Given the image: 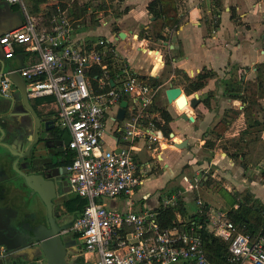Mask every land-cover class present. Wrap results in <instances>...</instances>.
<instances>
[{
    "label": "crops",
    "instance_id": "crops-1",
    "mask_svg": "<svg viewBox=\"0 0 264 264\" xmlns=\"http://www.w3.org/2000/svg\"><path fill=\"white\" fill-rule=\"evenodd\" d=\"M155 1L159 5L151 11L150 5ZM21 2L20 8L0 0V36L20 26L25 21V12L29 14L37 3ZM111 3L108 11L97 10L93 23L85 24L89 35L82 33L84 22L80 15L76 17L74 41L82 44L93 40L92 36L106 39L114 46L118 58L140 78L156 84L154 107L160 123L165 125L162 111L173 118L169 124L171 133L168 136L163 133L160 144L138 143L137 160L145 168V184L131 200L121 198L113 205L121 211L156 210L164 198L185 189L189 195H182L180 201L185 217L194 221L210 208L230 212L241 205L251 206L254 201L264 206V0H111ZM55 5L63 6L62 0H46L39 8L47 11ZM171 13H176V18ZM149 53L160 54V60ZM0 57H3L1 46ZM32 61L19 48L16 56L6 63L11 71ZM197 83L203 86L196 89ZM170 86L181 88L189 101L198 94L201 104L196 109L190 105L184 111L178 109L175 101L167 100ZM17 91L15 85L13 97L21 99L22 96L15 95ZM31 105L38 110L44 106L41 101H32ZM18 109L22 111L23 107L20 105ZM182 112L194 121L183 120ZM184 140L188 141L186 148L175 146ZM105 144L108 149L115 147L110 136L105 137ZM12 163L7 155L0 159L1 180L14 175ZM192 184L197 187L192 188ZM223 190L231 199L219 197ZM246 194L251 201L245 200ZM11 199L15 205L24 202L20 194L17 197L12 194ZM82 203L83 199L77 198L71 205L76 210ZM191 206L196 209L192 211ZM185 217L177 214L178 220ZM32 259H22L17 264H30Z\"/></svg>",
    "mask_w": 264,
    "mask_h": 264
},
{
    "label": "built area",
    "instance_id": "built-area-1",
    "mask_svg": "<svg viewBox=\"0 0 264 264\" xmlns=\"http://www.w3.org/2000/svg\"><path fill=\"white\" fill-rule=\"evenodd\" d=\"M7 2L22 6L21 0ZM77 22L72 6L55 5L38 16L25 12V21L1 36L0 46L4 60H12L22 48L33 61L0 77V86L4 98L13 97L9 75L18 73L28 99L54 110L58 124L70 134L68 148L75 159L68 184L86 205L64 234L78 236L73 248L81 251L83 263L212 264L201 234L207 231L227 245L228 264H264V234H250L229 211L210 208L201 217L204 223L192 220L163 228L159 209L178 207L181 191L164 198L156 210L121 211L113 205L121 198L131 200L145 184L138 143L153 146L164 138L154 107L157 89L118 58L106 39L75 42ZM123 101L128 106L121 121ZM106 136L114 148H106ZM7 256L0 246V259Z\"/></svg>",
    "mask_w": 264,
    "mask_h": 264
},
{
    "label": "flooded vegetation",
    "instance_id": "flooded-vegetation-1",
    "mask_svg": "<svg viewBox=\"0 0 264 264\" xmlns=\"http://www.w3.org/2000/svg\"><path fill=\"white\" fill-rule=\"evenodd\" d=\"M1 62L6 63L3 57H0ZM5 99L7 108H9L11 105L10 100L15 98ZM31 103L30 99L25 101L21 98L15 103L14 110L11 112V130L16 133L19 124L25 127L26 130L25 138L22 139L23 149L20 154L22 160L17 168L28 175L41 174L46 180L54 181L57 194L54 199V213L59 226H64L76 221L79 213L77 209L65 210V206H68L71 202L68 200L69 193H65L66 189H71L68 184V168L73 154L68 148L70 134L58 124L54 110L46 106H42L38 110L33 108ZM20 105L23 107L22 111L18 109ZM23 114L25 115L23 116ZM4 142L18 146L15 140L9 136L6 137ZM5 155L13 160L12 170L15 172L13 176L8 175L7 185L5 184V189H8L6 195L11 206L10 217L21 223L17 235L19 240L13 245H17V247L26 246L23 247L24 250H17L12 259L14 264H17L22 259L26 260L33 257L34 260L30 264H44L46 262L44 255L41 253V256H38V253H40L39 241L36 239L34 231L41 226L49 227L47 208L42 199L25 185L24 179L14 170L18 158L7 151H5ZM12 194L13 197H17L18 194L22 195L24 202L15 205V203H12ZM64 236L65 242H77V238L72 234ZM27 249L30 251L28 252ZM38 258L40 259L38 260ZM66 259L70 264L79 263L83 261V255L81 251L69 247L67 248Z\"/></svg>",
    "mask_w": 264,
    "mask_h": 264
},
{
    "label": "water",
    "instance_id": "water-1",
    "mask_svg": "<svg viewBox=\"0 0 264 264\" xmlns=\"http://www.w3.org/2000/svg\"><path fill=\"white\" fill-rule=\"evenodd\" d=\"M121 37H124V34H121ZM0 64V77H2L10 72V68L7 63L1 62ZM9 76L18 87L22 98L25 101L28 100L25 82L22 77L18 73H15L13 75L10 74ZM166 97L168 102L170 103L175 101L178 109L183 108L186 105H190L192 109H196L201 104V100L198 94H196L194 99L189 101L186 94H184L183 90L179 87L170 86V88L166 91ZM5 100L6 99L0 93V159H3V157L5 156V151L18 158V162L15 163L14 170L20 177L24 179L25 185L42 199L47 208L49 227L41 226L34 231L36 235L35 237L39 241L40 252L44 255L46 260L44 264H70L66 259L67 248L74 247L76 243L71 242L69 244H66L64 240V233L74 226L75 221L64 226H59V224L57 223L54 213V199L57 195L54 181L46 180L41 174L28 175L26 172L21 171L17 168V165L22 160L20 154L23 149L22 139L25 138L26 130L25 127L20 124L18 125L16 133L11 130V112L14 110L15 103L19 99H11V105L9 106V108H7ZM127 106L128 103L126 101H123L118 113V119L121 121L125 118ZM181 115V118L187 122L194 121V118L188 116V114L186 113H183ZM7 136L13 138L18 146H16L15 144L13 145L11 143L4 142ZM171 137H174V134H171ZM175 146L181 149L186 148L188 146V141L184 140L179 144L176 143ZM4 179L1 180L0 178V246H4L9 251V254L6 258L0 259V264H14V261L12 259L14 253L22 247L26 246L17 247L16 245L14 247L13 245L16 241L19 240V237L17 235L20 231L19 229L21 228V223L17 222L16 219H12V217H10L11 206L5 189V182L7 181L8 176H6L5 180ZM65 193H69V196L73 194L77 195V193L72 192V189H66ZM68 200L71 199L68 197ZM33 260L34 258L32 259V261ZM74 264L84 263L83 261H81Z\"/></svg>",
    "mask_w": 264,
    "mask_h": 264
},
{
    "label": "trees",
    "instance_id": "trees-1",
    "mask_svg": "<svg viewBox=\"0 0 264 264\" xmlns=\"http://www.w3.org/2000/svg\"><path fill=\"white\" fill-rule=\"evenodd\" d=\"M37 3L36 5H34L33 9L31 11H29V14L31 16H38L39 14H43L45 13V11H42L39 8V5L43 2H45L46 0H36ZM159 5L158 1L153 2L150 5V10L151 11H155V7H157ZM11 6H18L21 8V6L19 4L17 5H11ZM64 8H66V5H63ZM74 10V9H73ZM76 11H73V16L75 19H77L76 17H79V15H77L75 13ZM162 14V13H161ZM176 18V13H171V17ZM48 16L44 15L43 19H47ZM152 86H156V84H151ZM203 86L202 83H197V85H195L196 89H200ZM162 116L165 120V125H162L161 123H159V128L163 131V133L165 135H169L171 133V130L169 128V124L172 121V116L167 112V111H162ZM226 127V126H224ZM225 129V128H224ZM223 129V130H224ZM75 159V154H72V159L70 161V165L72 164V162ZM77 198L80 197H76L71 199L70 204H72V201L76 200ZM245 200L251 201L249 194L245 195ZM68 205V206H69ZM86 205V201L83 200V203L76 209L79 211L77 218L80 217L84 207ZM73 208V207H72ZM75 208V206H74ZM74 210V209H72ZM159 213H160V220H161V225L163 228H172L175 225H179L180 223H178L177 220V214H181L183 217H185V212L183 209V204L180 201L178 207H171V208H162L159 209ZM229 216L230 218L237 224H239L241 227H243L247 232H249L250 234H254L255 236H259V235H263L264 234V206L259 204V202L254 201V204L251 206H247V205H241L239 207V209L237 210H232L229 212ZM196 222H201L204 223V219L200 217V219H196ZM186 224V223H185ZM202 236L204 238V242H205V246H206V250H207V256L210 260V262L212 264H228L227 262V253H228V248L227 245L224 244L223 242H221L220 240L214 238L210 233H208L207 231H202ZM75 238L78 239V236H75ZM76 247V246H74ZM40 258H38L39 260Z\"/></svg>",
    "mask_w": 264,
    "mask_h": 264
},
{
    "label": "rangeland",
    "instance_id": "rangeland-1",
    "mask_svg": "<svg viewBox=\"0 0 264 264\" xmlns=\"http://www.w3.org/2000/svg\"><path fill=\"white\" fill-rule=\"evenodd\" d=\"M102 1L105 3L102 4ZM62 4L66 5V6L72 5V6H74V8H76L77 12H75V13L77 15H80V17L82 18V22H84V24L81 25L82 26L81 29L83 30L82 33L89 35L88 27L85 24L91 23V22L93 23V20H94L95 16L97 15V14H95L97 12V10H102V11L107 10L108 11L110 8V5L112 3H111V0H106V1L105 0H62ZM96 7H98V8H96ZM92 34H94V32H92ZM91 38L93 40H97L101 37L92 36ZM7 63H8V61H7ZM15 95L18 96V98H19V96H21L20 91H17L15 93ZM156 102L158 103L159 100H156ZM163 148H166V146H164ZM153 179H155V177ZM180 191L183 193V197H187L189 195L188 193H186L185 189H182ZM192 195L195 196L194 193H192ZM218 195H219V197H221L222 199H225V200L231 199V195L228 194L225 190L219 192ZM76 197H77L76 194L69 196L70 199H73ZM152 203H154V204L156 203L154 199H153ZM65 208H64L65 210L70 209L69 211H71L72 209H74V206L69 205V206H65ZM195 209H196L195 206H191L192 211H194ZM64 219H65V217H64ZM177 220H178V218H177ZM190 221H192L191 217H187V218L185 217V219H183L182 221L178 220V223H180V222L188 223ZM66 244H69V243L66 241ZM38 256H41V252L38 253ZM41 261H43V260H41Z\"/></svg>",
    "mask_w": 264,
    "mask_h": 264
},
{
    "label": "bare ground",
    "instance_id": "bare-ground-1",
    "mask_svg": "<svg viewBox=\"0 0 264 264\" xmlns=\"http://www.w3.org/2000/svg\"><path fill=\"white\" fill-rule=\"evenodd\" d=\"M149 55L150 56H155V59L157 60V61H159L160 60V54H158V53H149ZM187 106V105H186ZM181 110H185L186 109V107L184 106L183 108H180ZM183 113V112H182Z\"/></svg>",
    "mask_w": 264,
    "mask_h": 264
}]
</instances>
